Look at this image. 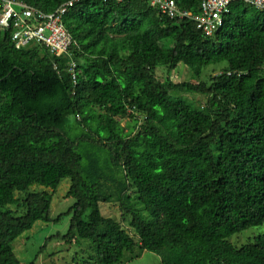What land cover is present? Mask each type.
<instances>
[{"label": "trees", "instance_id": "obj_1", "mask_svg": "<svg viewBox=\"0 0 264 264\" xmlns=\"http://www.w3.org/2000/svg\"><path fill=\"white\" fill-rule=\"evenodd\" d=\"M22 1L50 13L67 0ZM175 2L196 14L201 0ZM62 21L75 81L67 57L17 49L0 27V264H22L12 242L52 220L47 189L64 178L75 202L60 238L87 240L94 264L136 248L160 264H264V232L231 241L264 225V11L232 3L212 36L147 0H78ZM180 64L198 81L173 82Z\"/></svg>", "mask_w": 264, "mask_h": 264}, {"label": "rangeland", "instance_id": "obj_2", "mask_svg": "<svg viewBox=\"0 0 264 264\" xmlns=\"http://www.w3.org/2000/svg\"><path fill=\"white\" fill-rule=\"evenodd\" d=\"M221 68V65H210L206 67L200 79L206 80L208 76L219 73ZM155 75L158 79L165 80L167 76L166 68H156ZM169 78L175 83L185 80L194 83L198 81V79L190 74V70L182 64L170 71ZM186 97L201 102L202 104L205 101L201 95L188 93ZM72 122L73 121L70 122L71 125ZM120 124L124 126L125 131H127L128 125H131L132 122L130 119L124 118L120 119ZM79 132V127L72 130V133ZM69 186L70 179L64 178L54 191L47 189L52 193L49 211L52 220L48 222L41 220L36 221L30 230L23 232L12 242V248L22 264H85L86 261L94 264L91 259L93 251L89 248V242L87 240H81L80 243L68 244L60 238L69 228L71 214L67 213V211L75 202L74 198L65 196ZM42 188L34 185L30 189L39 190ZM133 198L132 196V199ZM99 206L103 215L110 216L120 221L123 227L130 234H133V230L127 222L128 217L126 220L121 219V211L117 204L100 203ZM58 217L59 219L55 220ZM263 232L264 225L256 226L243 231L242 234L233 235L231 241L238 245L241 242H245L248 237ZM120 264H160V259L155 253L136 248L131 253L125 252Z\"/></svg>", "mask_w": 264, "mask_h": 264}, {"label": "built area", "instance_id": "obj_3", "mask_svg": "<svg viewBox=\"0 0 264 264\" xmlns=\"http://www.w3.org/2000/svg\"><path fill=\"white\" fill-rule=\"evenodd\" d=\"M78 0H67L55 11L46 13L22 0H0V27L11 30V40L17 49L30 45L43 47L49 55L67 57V70L76 78V61L71 58L75 41L63 25L62 17ZM161 15L173 20H193L197 29L212 36L230 13L232 3L241 2L264 11V0H201L199 12L194 14L180 8L175 0H147ZM56 69V65H55Z\"/></svg>", "mask_w": 264, "mask_h": 264}]
</instances>
